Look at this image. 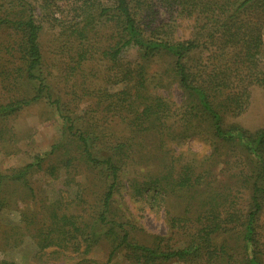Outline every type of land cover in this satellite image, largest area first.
<instances>
[{
  "label": "trees",
  "instance_id": "1",
  "mask_svg": "<svg viewBox=\"0 0 264 264\" xmlns=\"http://www.w3.org/2000/svg\"><path fill=\"white\" fill-rule=\"evenodd\" d=\"M36 10L30 0H0V156L34 105L58 116L62 135L0 171V215L17 205L12 184L36 198L37 173L62 188L22 225L0 223L3 248L26 235L35 255L55 246L83 256L80 264H92L86 256L99 245L109 253L98 264L117 255L131 264H264V0H79L60 33L57 77ZM198 138L203 154L168 147ZM121 192L163 206L170 235L137 237L138 220L115 205Z\"/></svg>",
  "mask_w": 264,
  "mask_h": 264
},
{
  "label": "rangeland",
  "instance_id": "2",
  "mask_svg": "<svg viewBox=\"0 0 264 264\" xmlns=\"http://www.w3.org/2000/svg\"><path fill=\"white\" fill-rule=\"evenodd\" d=\"M30 1L35 6L37 5L36 19L43 26L41 45L49 64V69H51L54 74L52 76L57 77L59 75V73H57V68H53L52 65L57 61L54 60L55 58L58 57L63 59L57 55L58 52L60 54L62 51L61 40L63 37H61L60 33L63 30V27L69 22L70 17L75 14L74 8L79 0H49L50 2L48 6H46L48 8L42 10L39 6L42 5L45 0ZM189 30L190 28L185 22L183 25H180L178 33L182 36H187ZM129 57H131V53H129ZM154 68L155 67H152V69ZM58 69L60 68L58 67ZM110 84V90H118L123 86V84L114 85L112 82ZM171 94L173 99H180L181 93L177 87L173 86L171 88ZM89 105L90 100L88 99L80 102L79 109H77L78 112L83 114L85 110L89 109ZM261 107L264 108V106ZM43 109L46 110L42 105H34L30 109L21 113L17 118L16 124H18L19 129L17 132L20 134V138L10 144L11 149L8 150L9 153L0 156V171L8 173L10 169L22 167L34 160V157L37 154L49 151L51 146L60 140L62 135L61 120L52 112H43ZM249 115L247 116V118H249L247 119L249 124H256L257 120H251L252 117ZM262 115H264V113ZM105 125L106 127L108 126L107 124ZM103 127L105 126L103 125ZM170 146L173 148V151H175V155L177 156L181 151H185L186 153L189 152V149H192V151L195 150L196 152H199V154H203L208 149L199 138L189 139L185 144L179 147L174 146L172 143L168 147ZM81 165L78 166L80 172L75 173V179L77 181H84L82 175V168L84 167L82 163ZM142 167L144 171L146 168L149 169V166L143 164ZM216 171L221 178H225L223 176L224 173L219 172L218 167ZM31 180L37 193L36 198L32 199L30 195L28 196L29 192L23 186L18 185V188L16 189L14 184H12L9 187V191L13 192V196L15 195L18 197L17 208H12V206L5 207L0 215V223L22 225L23 223L21 222V219L24 214L33 213L37 209H40L41 206L38 205L40 204V200L45 201V204L48 206V203L51 200L49 197L60 193L59 189L62 188L60 187V183H62L61 181L52 180L50 177L48 178L44 176L43 173L33 175V179L31 178ZM98 183L99 181H97L96 184ZM92 184V189H94L95 183ZM116 198L117 204L115 205L119 210L122 213L134 216L135 219L138 220L137 237L144 240H153V236L155 235H163L167 237L170 235L169 222L163 206L158 209L146 205L145 202H135V200L130 198L127 192H121ZM37 200H39V202H36ZM62 206L64 207V205ZM3 244L4 243L0 241V260L6 259L22 264H80L83 259V256L78 255L75 252L69 253L68 251L63 253L62 251L61 253H55L54 250L58 249L55 246H50L43 254L38 253L35 255L36 244H34L33 239L26 235L24 237V242L13 250L4 249ZM108 253L109 250L105 245H99L86 257L92 264H98L99 262L103 263L107 260ZM111 263L131 264V262L127 261L122 255H117Z\"/></svg>",
  "mask_w": 264,
  "mask_h": 264
}]
</instances>
